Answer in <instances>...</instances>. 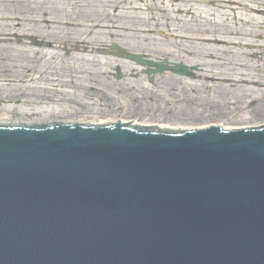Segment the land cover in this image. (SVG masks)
<instances>
[{"label": "water", "instance_id": "water-1", "mask_svg": "<svg viewBox=\"0 0 264 264\" xmlns=\"http://www.w3.org/2000/svg\"><path fill=\"white\" fill-rule=\"evenodd\" d=\"M114 121L0 116V264H264V125Z\"/></svg>", "mask_w": 264, "mask_h": 264}, {"label": "rangeland", "instance_id": "rangeland-1", "mask_svg": "<svg viewBox=\"0 0 264 264\" xmlns=\"http://www.w3.org/2000/svg\"><path fill=\"white\" fill-rule=\"evenodd\" d=\"M33 1L36 4L32 5L31 11L22 14L14 7L6 8L3 4L6 0H0V18L3 19L0 20V59L3 60L0 63L9 66L0 69V116L46 121L80 117L116 120L110 113L111 106L97 95L92 96L91 100L79 101L77 107L42 100L44 93L40 95V100L32 96L39 94L37 90L50 88L49 81L55 77L46 74L47 70L73 66L86 73L83 78H87L90 73L100 76L106 69L124 63L116 57L105 55L109 47L116 43L118 48L132 51L131 54H145L154 60L159 17L155 9L150 12L144 7L143 12H134L133 7L138 6H130L131 1L124 0ZM211 1L213 4L209 10L188 16V20L194 22L195 26L203 24L207 27L212 41L217 42L210 47L212 63L253 67L254 82L264 87V82H261L264 81V0ZM14 18L16 21H9ZM31 38L43 45H33ZM75 43L79 44V51L72 48ZM20 55L30 58L25 65V68L29 66L27 73L21 68L10 66ZM238 72L243 74L245 69H238ZM13 73L14 77L11 75ZM133 82L136 81L131 80ZM136 84L138 86H135L134 92H129L130 96L125 97V111L128 112L130 106L133 108L129 98L131 101L138 98L141 114L135 120H139V124L162 126L154 97L155 88L147 83ZM84 86L90 85L85 83ZM263 87L254 86L253 89L245 86L243 91H235L226 85L223 87L224 95L220 91L221 96L212 97L211 112L205 117L207 123L210 122L211 127H262L264 124H254L264 116V108H257L261 104L264 106ZM246 90L248 92L243 94ZM63 91L76 95L75 91ZM142 95L146 101L139 98ZM87 104L92 105L89 107L93 108L92 113L84 112L78 116L81 108H86ZM124 119L130 120V115L122 116ZM172 123L177 124L174 121Z\"/></svg>", "mask_w": 264, "mask_h": 264}, {"label": "flooded vegetation", "instance_id": "flooded-vegetation-1", "mask_svg": "<svg viewBox=\"0 0 264 264\" xmlns=\"http://www.w3.org/2000/svg\"><path fill=\"white\" fill-rule=\"evenodd\" d=\"M126 1H131L130 6H138L133 7L134 12L141 13L144 7H147L150 12L155 9L159 15L155 59L152 60L145 54H133L139 57L138 61L116 57L124 63L106 69L100 76L99 74L93 76L90 73L87 78H83L86 73L73 66L47 70L46 74L55 78L49 81L50 88L37 90L39 94H34L32 96L34 99L40 100V95L44 93L42 100L68 103L71 107H77L79 101L91 100L92 96L97 95L106 105L111 106L110 113L116 120H122V116L130 115V120L124 119L125 122L140 123L139 120H135L141 114V108L139 109L137 105L138 98H133V101L129 98L133 108L130 106L126 112L125 97L130 96L129 92H134L133 89L138 86L136 83H147L155 88L157 112L162 118L160 122L163 127L201 130L209 125L205 117L211 112L212 97L217 98L219 94L221 96L223 87L230 85L232 90L241 88L242 91L245 86L254 89V68L242 66L245 73L241 74L238 69L242 68L238 66L212 63L210 47L212 43L217 42L212 41L207 27L203 24L195 26L194 22L188 20V16H193L197 12L202 14L205 9L209 10L213 4L211 0H124ZM72 46L75 51H79L78 43ZM115 48L118 47L110 46L109 52L105 55L114 57ZM123 50L133 53L130 50ZM131 80L136 82L131 83ZM85 83L90 86H84ZM63 89L75 91L76 95H70V92H64ZM247 92L246 90L243 94ZM139 98L145 100L143 95ZM85 106L86 108H81L78 116L84 112L92 113L93 108H89L92 105ZM172 121L177 124L173 125Z\"/></svg>", "mask_w": 264, "mask_h": 264}, {"label": "bare ground", "instance_id": "bare-ground-1", "mask_svg": "<svg viewBox=\"0 0 264 264\" xmlns=\"http://www.w3.org/2000/svg\"><path fill=\"white\" fill-rule=\"evenodd\" d=\"M2 1H4V0H2ZM3 4H5L4 6L6 7V8H10V7H14L17 11H18V13H22V14H26V13H28V12H30L31 11V8H32V5H34V4H36L35 3V1H33V0H6V2H4ZM236 5V4H235ZM238 5V4H237ZM7 11H9V10H7ZM0 20H3V19H1L0 18ZM5 21V20H4ZM9 21H16V19L14 18V19H11V20H9ZM33 22H37V21H33ZM42 22H44V21H41V23ZM116 46H118V44L116 43L115 44ZM225 45H227V44H225ZM29 60H30V58L26 55H20V56H18V57H16V59H15V61L14 62H11V67L13 68V67H17V68H21V70H23L25 73H27L28 72V69H29V66L27 67V68H25V65L26 64H28L27 62H29ZM0 61H3L2 59H0ZM13 61V60H12ZM15 62L17 63V65H19V67L18 66H16V64H15ZM2 67H6V68H8L9 66H6L5 64H1L0 63V69L2 68ZM12 75V77H14V73L13 74H11ZM16 75H17V73H16ZM10 76V75H9ZM25 78V77H24ZM254 86L255 87H258V86H260L261 88L263 87V86H261V84L260 83H258V82H254ZM264 88V87H263ZM238 90H242L241 88H239V89H236L235 91H238ZM264 108V106H262V104L260 105V106H258L257 108L258 109H260V110H263L262 108ZM258 109H257V111H256V113L258 112ZM81 118V117H80ZM112 121V120H111ZM114 121V120H113ZM125 121V120H124ZM130 123H133V124H135V125H138V126H141V127H143V128H145V127H147V129H149V130H153V127L152 126H147V125H140V124H138V122H130ZM207 124H210V122L209 123H207ZM260 124H264V116H263V118L261 117L260 118V120L256 123V124H254V125H260ZM155 128H157L158 130H171V131H174V130H172V129H167V128H160V126H154ZM222 127H224V125H222Z\"/></svg>", "mask_w": 264, "mask_h": 264}]
</instances>
